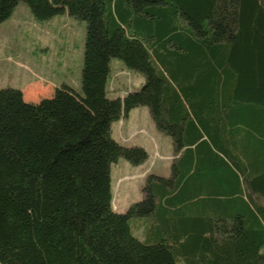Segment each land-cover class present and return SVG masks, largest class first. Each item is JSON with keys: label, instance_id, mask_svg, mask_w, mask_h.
I'll return each instance as SVG.
<instances>
[{"label": "trees", "instance_id": "trees-1", "mask_svg": "<svg viewBox=\"0 0 264 264\" xmlns=\"http://www.w3.org/2000/svg\"><path fill=\"white\" fill-rule=\"evenodd\" d=\"M21 2L86 23L83 92L0 89V264H264V0H0V24ZM113 59L140 89L109 96ZM139 106L178 157L118 212L112 164L148 152L112 125Z\"/></svg>", "mask_w": 264, "mask_h": 264}, {"label": "rangeland", "instance_id": "rangeland-1", "mask_svg": "<svg viewBox=\"0 0 264 264\" xmlns=\"http://www.w3.org/2000/svg\"><path fill=\"white\" fill-rule=\"evenodd\" d=\"M86 32L84 21L68 14L39 20L29 6L21 2L14 15L0 24V89H20L28 102L51 97L56 88L64 84L82 93L81 71ZM144 82L142 73L129 70L119 59L112 60L108 81L110 97L117 90H138ZM139 107L141 116L137 122L147 120L148 133L152 136V139L147 135L141 136L146 141L150 158L139 169L125 158L112 164L113 204L118 212H125L131 204L143 199L147 170L153 168L155 173L160 172L168 177L172 174L176 153L174 140L158 129L148 106ZM260 202L264 205V200ZM132 223L134 225V221ZM134 228L135 233L142 237L143 229L137 225Z\"/></svg>", "mask_w": 264, "mask_h": 264}, {"label": "crops", "instance_id": "crops-1", "mask_svg": "<svg viewBox=\"0 0 264 264\" xmlns=\"http://www.w3.org/2000/svg\"><path fill=\"white\" fill-rule=\"evenodd\" d=\"M111 65H112V63H111ZM133 90H134V88H129L125 92H121V91L117 90V92H114L112 94L114 95V97H116V96L124 97L128 92L133 91ZM139 108L140 107H136V108L132 109L127 115H124L120 120L114 122L112 125V135L114 136L115 139L117 137L116 140L123 145H126V146H142L145 149H148L146 141L143 140V138L141 136L147 135V136H149L150 139H152V136L148 133V127L146 126L147 120L143 121L142 123L137 122V119L140 118V116H141V111H139ZM144 116H145V113H144ZM145 138H147V137H145ZM158 151H157V154L159 155L160 153ZM177 157H178V155L175 153L174 160ZM149 158H150V155L148 153V159L147 160H149ZM144 165H145V162L141 165H134V166H136V168L139 169ZM150 174H154V175H158V176H162V177H168L166 174H163L160 172L155 173L153 168H150V170H147L145 175H147V177H148ZM138 175H140V172L138 173ZM143 194H144V192H143Z\"/></svg>", "mask_w": 264, "mask_h": 264}]
</instances>
